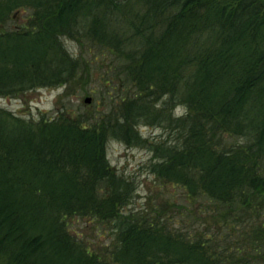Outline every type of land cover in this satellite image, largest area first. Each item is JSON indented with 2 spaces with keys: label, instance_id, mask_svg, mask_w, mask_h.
I'll list each match as a JSON object with an SVG mask.
<instances>
[{
  "label": "trees",
  "instance_id": "1",
  "mask_svg": "<svg viewBox=\"0 0 264 264\" xmlns=\"http://www.w3.org/2000/svg\"><path fill=\"white\" fill-rule=\"evenodd\" d=\"M94 74L101 111L0 108V264H264V0H0L1 98L86 92ZM109 141L148 150L157 181L214 207L215 230L188 228L182 204L128 209L137 187ZM73 219L110 227L111 246L91 250Z\"/></svg>",
  "mask_w": 264,
  "mask_h": 264
},
{
  "label": "rangeland",
  "instance_id": "2",
  "mask_svg": "<svg viewBox=\"0 0 264 264\" xmlns=\"http://www.w3.org/2000/svg\"><path fill=\"white\" fill-rule=\"evenodd\" d=\"M23 15L19 14L14 22L18 25L22 22ZM64 44L68 52L74 55H83L85 59L92 58L93 51L90 50V45L85 48H80L78 44L70 40H64ZM99 55V53H95ZM96 74L91 79L90 83H86L84 92L83 88L77 86L76 92L69 93L65 97L62 89H37L26 92L15 98H1L0 108L6 109L16 115L33 118L45 113L47 116H52L55 110L62 105L70 106L74 111H82L83 109L102 110L95 104L104 90L100 81L96 80ZM115 84H117L115 82ZM76 86V85H75ZM84 88V89H85ZM92 97V106L85 105L84 99ZM180 110V109H178ZM179 112V111H178ZM181 112V111H180ZM139 133L143 138L150 141H159L167 137V132L158 126H141ZM226 146H236L245 142L244 138L233 136H225ZM151 154L148 150L140 147H129L117 141H109L106 144V157L110 165L116 169L119 174L130 178L135 183L137 190L129 205L128 209L133 211L154 214L153 211L160 210L159 216L169 218L172 213V204H182L185 214L189 219H186L188 228L191 223L199 227L201 230L209 228L214 229V223L206 211L214 209L211 204L193 201L189 197L184 198L182 190L171 185L163 184L155 179L149 172V161ZM162 210V211H161ZM200 211L202 214L198 213ZM207 213V214H206ZM68 228L72 234H75L79 239L91 248L93 251H104L111 246L112 235L110 227L103 223L85 219H73L68 222Z\"/></svg>",
  "mask_w": 264,
  "mask_h": 264
},
{
  "label": "water",
  "instance_id": "3",
  "mask_svg": "<svg viewBox=\"0 0 264 264\" xmlns=\"http://www.w3.org/2000/svg\"><path fill=\"white\" fill-rule=\"evenodd\" d=\"M91 101H92L91 97H86V98L84 99V103H85V104H90Z\"/></svg>",
  "mask_w": 264,
  "mask_h": 264
}]
</instances>
